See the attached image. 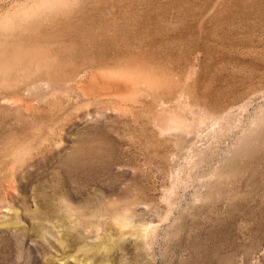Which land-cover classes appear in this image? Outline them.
<instances>
[{"label": "rangeland", "instance_id": "374dc122", "mask_svg": "<svg viewBox=\"0 0 264 264\" xmlns=\"http://www.w3.org/2000/svg\"><path fill=\"white\" fill-rule=\"evenodd\" d=\"M0 264H264V0H0Z\"/></svg>", "mask_w": 264, "mask_h": 264}]
</instances>
